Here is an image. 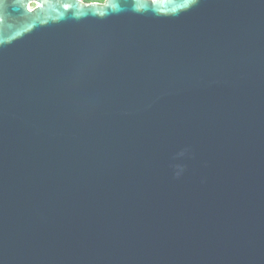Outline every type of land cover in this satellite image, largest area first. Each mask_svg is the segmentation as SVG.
Returning <instances> with one entry per match:
<instances>
[{"label": "water", "instance_id": "1", "mask_svg": "<svg viewBox=\"0 0 264 264\" xmlns=\"http://www.w3.org/2000/svg\"><path fill=\"white\" fill-rule=\"evenodd\" d=\"M0 264H264V0H0Z\"/></svg>", "mask_w": 264, "mask_h": 264}, {"label": "flooded vegetation", "instance_id": "2", "mask_svg": "<svg viewBox=\"0 0 264 264\" xmlns=\"http://www.w3.org/2000/svg\"><path fill=\"white\" fill-rule=\"evenodd\" d=\"M84 2H96V3H100V4H104L105 0H83Z\"/></svg>", "mask_w": 264, "mask_h": 264}]
</instances>
